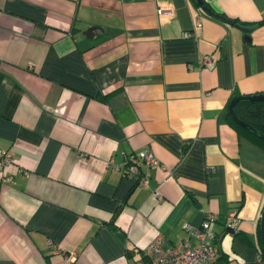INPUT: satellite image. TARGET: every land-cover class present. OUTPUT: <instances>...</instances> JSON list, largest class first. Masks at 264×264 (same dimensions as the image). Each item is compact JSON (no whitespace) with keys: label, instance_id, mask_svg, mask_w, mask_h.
I'll use <instances>...</instances> for the list:
<instances>
[{"label":"crops","instance_id":"crops-1","mask_svg":"<svg viewBox=\"0 0 264 264\" xmlns=\"http://www.w3.org/2000/svg\"><path fill=\"white\" fill-rule=\"evenodd\" d=\"M206 1L264 18V0ZM249 36L195 0H0V264H142L209 211L218 264H264V148L227 120L264 92V23ZM145 149L166 168L130 170Z\"/></svg>","mask_w":264,"mask_h":264},{"label":"built area","instance_id":"built-area-1","mask_svg":"<svg viewBox=\"0 0 264 264\" xmlns=\"http://www.w3.org/2000/svg\"><path fill=\"white\" fill-rule=\"evenodd\" d=\"M202 25L200 19L196 22V26ZM186 36L196 35L193 31H187ZM199 36H201L199 34ZM203 66L212 68L214 61L210 54H204L201 60ZM13 158L10 151L0 149V177L6 180H12L10 174L2 171V167L9 165ZM147 163L152 166H163L158 156L151 150H141L135 153L132 161L127 167L135 172L139 171L140 166ZM212 169H209V173ZM147 184V179H144ZM160 196V193L157 192ZM218 218L216 212L209 211L199 226L192 223L185 224L186 237L180 238L172 245H167V238L159 234L156 238L144 249L145 261L142 264H218L221 255V249L217 240V234L212 228V223ZM239 217L236 212H232L226 219V224L236 229L239 226ZM76 255L71 253L69 261L73 264ZM68 259V257H67Z\"/></svg>","mask_w":264,"mask_h":264},{"label":"trees","instance_id":"trees-1","mask_svg":"<svg viewBox=\"0 0 264 264\" xmlns=\"http://www.w3.org/2000/svg\"><path fill=\"white\" fill-rule=\"evenodd\" d=\"M197 2V1H196ZM198 3V2H197ZM204 4H207V1L204 0ZM202 6L201 4H199ZM209 5V4H208ZM224 14V13H222ZM225 15V14H224ZM233 18V17H231ZM235 23H242V24H247L244 21L238 20V18H233ZM264 23V18L257 21L253 22L252 24H262ZM238 96V95H237ZM235 112L236 114L245 122L253 125L255 128H257L258 132H253L250 130L248 127L243 126L241 123L237 121V119L233 116V114L230 112V109L228 108L227 112V120L228 122L241 134H244L248 136L252 141L255 143L259 144L264 148V99L261 100H239L236 105H235ZM258 237H259V247H260V252L262 255V258L264 260V248L262 244V236H261V218L258 222ZM238 236L242 237L247 241L249 244L253 245V242L251 240V236L248 235L245 232L238 231L236 232ZM224 256V253L219 257L222 258Z\"/></svg>","mask_w":264,"mask_h":264},{"label":"water","instance_id":"water-1","mask_svg":"<svg viewBox=\"0 0 264 264\" xmlns=\"http://www.w3.org/2000/svg\"><path fill=\"white\" fill-rule=\"evenodd\" d=\"M198 2V4H201L203 9L211 16L219 19V20H222V21H225V22H229V23H232L234 24L235 21L233 18L229 17V16H226L218 11H216L214 8H212L210 5L208 4H204V0H195ZM236 26H238L240 29H242L243 31H245L246 33V37H251L249 36V32L252 31L253 27L256 26L254 24H242V23H235ZM261 100V99H264V92H257V93H250V94H241V95H238V96H235L230 104H229V109H230V112L233 114V116L237 119V121L239 123H241L243 126L245 127H248L250 130H252L253 132H258L257 128H255L253 125L243 121L235 112V105L236 103L239 101V100ZM229 231H232L234 232V228L233 227H230L228 226L227 227ZM261 236H262V244H263V248H264V209H263V213H262V217H261Z\"/></svg>","mask_w":264,"mask_h":264}]
</instances>
